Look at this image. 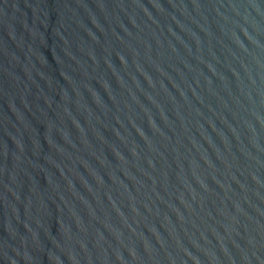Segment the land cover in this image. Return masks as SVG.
Here are the masks:
<instances>
[{
    "label": "water",
    "instance_id": "1",
    "mask_svg": "<svg viewBox=\"0 0 264 264\" xmlns=\"http://www.w3.org/2000/svg\"><path fill=\"white\" fill-rule=\"evenodd\" d=\"M0 264H264V0H0Z\"/></svg>",
    "mask_w": 264,
    "mask_h": 264
}]
</instances>
